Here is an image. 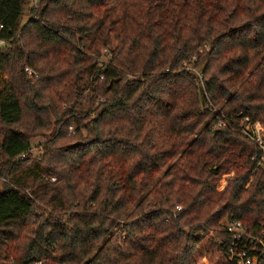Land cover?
I'll list each match as a JSON object with an SVG mask.
<instances>
[{"label": "trees", "instance_id": "16d2710c", "mask_svg": "<svg viewBox=\"0 0 264 264\" xmlns=\"http://www.w3.org/2000/svg\"><path fill=\"white\" fill-rule=\"evenodd\" d=\"M29 2L0 0V264H237L225 221L264 235L238 126H264V0Z\"/></svg>", "mask_w": 264, "mask_h": 264}, {"label": "built area", "instance_id": "2783aa9c", "mask_svg": "<svg viewBox=\"0 0 264 264\" xmlns=\"http://www.w3.org/2000/svg\"><path fill=\"white\" fill-rule=\"evenodd\" d=\"M1 27V25H0ZM4 40L0 38V44ZM28 73L33 74L31 68L26 67ZM210 109L215 114L217 107L210 106ZM218 126L225 124L224 120L217 119ZM241 131L256 142L264 151V126L259 120H251L249 116H243L238 124ZM69 129L73 130V125H69ZM31 152V149L29 150ZM25 153L21 154V157ZM54 179V177H52ZM225 226L230 234L227 244L228 257L237 264H264V235L262 232L252 233L247 230L239 219H230L225 221ZM36 261L35 264H39Z\"/></svg>", "mask_w": 264, "mask_h": 264}, {"label": "rangeland", "instance_id": "374dc122", "mask_svg": "<svg viewBox=\"0 0 264 264\" xmlns=\"http://www.w3.org/2000/svg\"><path fill=\"white\" fill-rule=\"evenodd\" d=\"M36 5V0H30L29 4L27 5V7L29 8L30 6H35ZM25 16L23 17V19H26L28 17V9L26 10L25 12ZM107 53L108 51L104 50L102 51L101 55L99 56L100 59H106L107 58ZM5 79V75H3L1 72H0V83L3 82V80ZM45 140V134H36V135H32L30 137V142H31V153L33 156H38L41 152V149H42V146H41V143L44 142ZM232 173H226V174H223L218 182H217V188L218 189H221L224 187V185L226 184V181H227V178L229 176H231ZM3 179V178H2ZM1 180V179H0Z\"/></svg>", "mask_w": 264, "mask_h": 264}]
</instances>
